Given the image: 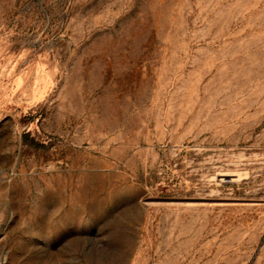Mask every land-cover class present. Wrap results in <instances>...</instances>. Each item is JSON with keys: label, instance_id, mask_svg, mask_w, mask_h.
<instances>
[{"label": "rangeland", "instance_id": "374dc122", "mask_svg": "<svg viewBox=\"0 0 264 264\" xmlns=\"http://www.w3.org/2000/svg\"><path fill=\"white\" fill-rule=\"evenodd\" d=\"M0 264H264V0H0Z\"/></svg>", "mask_w": 264, "mask_h": 264}]
</instances>
